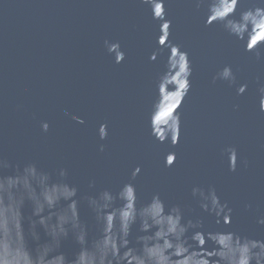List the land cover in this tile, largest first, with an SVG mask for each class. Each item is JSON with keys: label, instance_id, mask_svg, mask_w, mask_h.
<instances>
[{"label": "water", "instance_id": "1", "mask_svg": "<svg viewBox=\"0 0 264 264\" xmlns=\"http://www.w3.org/2000/svg\"><path fill=\"white\" fill-rule=\"evenodd\" d=\"M128 180L137 208L159 192L202 218L206 240L264 239V0H0V220L23 202V246L71 264L103 231L92 197ZM193 185H214L232 214L217 224ZM45 199L57 206L41 224Z\"/></svg>", "mask_w": 264, "mask_h": 264}, {"label": "clouds", "instance_id": "2", "mask_svg": "<svg viewBox=\"0 0 264 264\" xmlns=\"http://www.w3.org/2000/svg\"><path fill=\"white\" fill-rule=\"evenodd\" d=\"M251 14L244 12L243 16ZM220 75L227 79L231 76V69L225 67ZM240 90L243 91V86ZM43 128L47 130V123ZM174 160L175 157L170 156L166 164L171 165ZM29 170L36 172L37 166L25 164L21 173ZM138 172L139 167L133 170V177ZM63 187L66 193L63 198L70 201L71 207L77 190L69 184ZM136 195L133 180H128L115 191L105 188L92 197L102 201L103 231L98 237L99 243L92 248L82 247L71 264H264V239L237 235L221 228L207 230L206 240L202 218L197 222L188 216L185 205L169 203L159 192H154L137 208ZM190 198L203 212L215 217L217 224L232 214V207L221 199L214 185H193ZM116 200L121 202L119 208L113 207ZM43 205L55 208L57 202L45 199L39 209L33 206L31 216L38 217L41 224L46 220L42 215ZM16 213L17 217L12 221L0 220V264H66L63 252L49 257L50 249L44 245L36 249L23 246L24 221L29 219L24 215L23 202L16 208ZM73 214L78 220V213L73 210ZM117 217L118 229L115 225ZM29 224H32L31 220ZM13 228L16 229L15 238L11 234ZM78 242L85 244L86 237H78ZM208 242L212 247L205 249Z\"/></svg>", "mask_w": 264, "mask_h": 264}]
</instances>
